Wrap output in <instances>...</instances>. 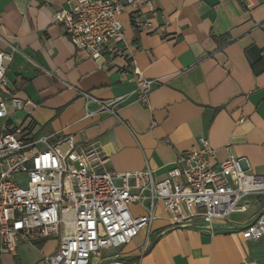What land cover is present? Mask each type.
<instances>
[{
	"label": "crops",
	"instance_id": "obj_1",
	"mask_svg": "<svg viewBox=\"0 0 264 264\" xmlns=\"http://www.w3.org/2000/svg\"><path fill=\"white\" fill-rule=\"evenodd\" d=\"M68 1L0 0V53L12 55L6 77L17 97L35 105L30 115L10 107L12 127L33 140L72 135L81 147L99 143L111 172L149 166L156 181L206 138L217 163L242 157L251 174L264 176V0H155L157 16L146 15L149 32L131 26L129 10L122 14L137 68L155 83L148 106L130 95L118 117L87 116L81 93L109 101L131 94L135 85L70 43L54 22L70 9ZM87 108L95 112L97 105ZM247 203L245 213L211 227H174L162 213L146 246L142 233L93 264L115 254L140 258L139 264H264V239L248 242L237 232L264 211V195ZM58 245V238L19 243L16 254L0 252V264H44Z\"/></svg>",
	"mask_w": 264,
	"mask_h": 264
},
{
	"label": "built area",
	"instance_id": "obj_2",
	"mask_svg": "<svg viewBox=\"0 0 264 264\" xmlns=\"http://www.w3.org/2000/svg\"><path fill=\"white\" fill-rule=\"evenodd\" d=\"M68 2L70 9L59 11L54 22L62 25L70 43L135 85L131 94L109 101L82 92L87 116L118 117L130 95L148 106L155 82L138 70L136 50L123 32L120 16L129 10L135 30L152 31L146 15L157 16L156 1ZM11 61V54L0 53V252L16 254L19 243L58 238L56 253L46 256L44 264H93L102 252L116 251L142 233L147 235L146 246L162 213L174 227L197 222L211 227L245 213L248 197L264 195V176L251 174L247 159L229 156L217 163L216 150L206 138L179 154L166 177L156 181L149 166L133 173L111 172L99 143L81 147L72 135L23 137L22 128L11 126L10 107L30 115L35 105L17 97L7 79ZM91 103L97 105L95 112L87 108ZM18 175L24 180L16 181ZM237 232L248 242L264 239V211ZM96 264L139 262L126 263L115 254Z\"/></svg>",
	"mask_w": 264,
	"mask_h": 264
},
{
	"label": "trees",
	"instance_id": "obj_3",
	"mask_svg": "<svg viewBox=\"0 0 264 264\" xmlns=\"http://www.w3.org/2000/svg\"><path fill=\"white\" fill-rule=\"evenodd\" d=\"M148 250L145 251L144 255L147 254ZM122 261L126 262V263H135V262H139L140 258H135V259H121Z\"/></svg>",
	"mask_w": 264,
	"mask_h": 264
},
{
	"label": "rangeland",
	"instance_id": "obj_4",
	"mask_svg": "<svg viewBox=\"0 0 264 264\" xmlns=\"http://www.w3.org/2000/svg\"><path fill=\"white\" fill-rule=\"evenodd\" d=\"M23 137L27 138V136H24V135H23ZM28 137L30 138V135H28ZM27 139H28V138H27ZM15 180H16V181H22V180H24V177L18 175V176H15ZM23 185H24V184H23Z\"/></svg>",
	"mask_w": 264,
	"mask_h": 264
}]
</instances>
